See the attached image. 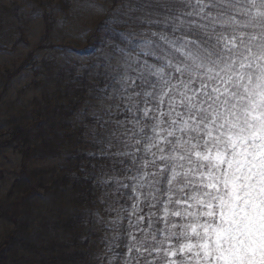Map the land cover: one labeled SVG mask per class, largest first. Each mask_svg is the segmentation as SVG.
Masks as SVG:
<instances>
[{"label": "snow or ice", "instance_id": "6c2138e0", "mask_svg": "<svg viewBox=\"0 0 264 264\" xmlns=\"http://www.w3.org/2000/svg\"><path fill=\"white\" fill-rule=\"evenodd\" d=\"M96 30L109 264H264V0H124Z\"/></svg>", "mask_w": 264, "mask_h": 264}, {"label": "trees", "instance_id": "16d2710c", "mask_svg": "<svg viewBox=\"0 0 264 264\" xmlns=\"http://www.w3.org/2000/svg\"><path fill=\"white\" fill-rule=\"evenodd\" d=\"M36 2L51 9L47 18L53 20L47 25L44 40H53L58 28L62 32L66 30L68 20L58 24L57 16L63 8H70L66 5H70L71 0L58 7L44 0ZM123 2L113 0L112 8ZM88 3L98 5L97 2ZM97 9L103 10L101 7H90L92 12ZM104 19L106 16L103 15L95 23ZM99 35L102 33L97 32L95 27L86 46L81 49L90 58L86 65L95 63L97 54L88 45L98 43L95 37ZM79 37L75 35V40L81 42L77 39ZM42 46L43 43L38 47ZM33 57L31 53L25 64H29ZM82 65L78 61L74 66L69 61L57 66L42 64L39 69L43 76L34 81L36 87L42 88L40 98L36 99L35 112L23 114L22 119H16L11 125H0L1 149L13 148L24 157L20 177L14 181L9 194L18 206L13 221L16 227L0 245V264H88L92 239L90 229L95 218L91 213L97 210L99 198L105 192L108 193L105 197L108 202L116 200L120 194L115 192L114 183L105 187L104 191V187L94 185L92 178H85L87 172H98L91 167L97 161L86 154L96 151L97 146L90 143L91 137L86 135L88 129L96 124L92 119L93 111L87 109L85 103L94 105L92 101L95 99L90 91L101 82L94 73L102 69L82 68ZM35 71L38 73V68ZM38 161L44 162L38 165L51 161L57 163L33 169L32 163ZM117 175L122 178L125 173L118 172ZM2 210L0 219L11 208L5 214ZM38 220L39 227H36ZM21 221L26 222L22 228L19 225Z\"/></svg>", "mask_w": 264, "mask_h": 264}, {"label": "rangeland", "instance_id": "374dc122", "mask_svg": "<svg viewBox=\"0 0 264 264\" xmlns=\"http://www.w3.org/2000/svg\"><path fill=\"white\" fill-rule=\"evenodd\" d=\"M65 1L68 0H44L47 4L52 2L53 7H58ZM76 2L71 0V4L66 5L70 8H63L60 13L58 12V24L59 22L61 24L64 19L68 20L66 30L62 32L61 28H58L53 40H44L47 25L53 20V18H47L51 10L49 7L37 5L36 0H0V125H11L16 119H22L23 114L35 112L36 99L40 98L38 96L42 94V88L36 87L34 81L43 76L42 70L39 69L42 64L49 63L57 66L69 61L74 66L76 61L83 65L89 62L90 58L81 49L86 46L92 30H95L97 26L95 21L102 19L104 13L107 17L111 15L113 0H81L75 4ZM88 2H97L103 10L97 9L92 12ZM36 13L39 15H35ZM85 30H87L86 36L82 37L81 34ZM75 35H80L77 39L81 42L75 40ZM41 43L43 46L39 48ZM77 48L79 50H76ZM31 53L34 55L33 59L29 64H25ZM118 60L119 57H116L112 64L116 65ZM149 60L153 61L151 57ZM36 68L39 70L38 73L35 71ZM103 71L105 69H102ZM92 102L93 106H90L89 102L85 103V107L93 112L99 111L96 107L98 102L96 100ZM117 148L123 150L119 145L112 150L116 151ZM38 163L44 162L32 163V168L54 166L57 162L51 161L46 165H38ZM23 164L22 153L13 148L1 149L0 147V209H3L2 213L5 214L11 208V211L0 219V245L16 227L13 221L18 206L12 202L9 194L14 181L20 177ZM103 189L105 191V187ZM118 198L121 204L126 203L125 190H121ZM103 207L99 204L97 210H101V215L107 219L108 215L103 212ZM23 220L29 221L24 218ZM39 223L40 220L35 226L39 227ZM24 224L26 222L21 221L19 225L22 228ZM90 230L92 239L89 247L90 258L87 263L109 264L112 253L107 252L106 244L102 240L106 230L96 223V218L93 219ZM121 251L126 252L127 249H116L117 253ZM116 264H121L119 257Z\"/></svg>", "mask_w": 264, "mask_h": 264}]
</instances>
